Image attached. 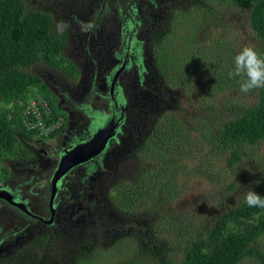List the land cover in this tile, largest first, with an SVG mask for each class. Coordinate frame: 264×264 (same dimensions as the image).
Instances as JSON below:
<instances>
[{
	"label": "trees",
	"instance_id": "16d2710c",
	"mask_svg": "<svg viewBox=\"0 0 264 264\" xmlns=\"http://www.w3.org/2000/svg\"><path fill=\"white\" fill-rule=\"evenodd\" d=\"M182 1L181 6L186 7L181 10L184 15L176 14L171 27L166 23L169 19L166 17L153 40L163 83L175 93L196 89L201 102H214L230 90H240L244 77L230 78L228 75L234 68L235 54H219L221 42L200 47L194 36L197 30L209 33L213 27L209 20L217 16L221 8L243 10L249 15L251 28L260 40L254 49L264 57V0ZM39 3V0H0V184H5L10 177L8 160L19 161L28 155L20 138L48 140L60 131L55 129L49 136L40 137L38 131L32 130L24 116L31 102L38 101L47 126H54L61 120L63 123L62 118L66 116L50 88L41 76L30 71L31 68L41 64L61 71L74 81L79 77V71L65 54L66 34L56 29V22L61 20L57 10L38 7ZM196 5L202 10L197 16H190L189 7ZM252 92H255L252 102L229 100L230 116L212 124L199 123L194 130L196 135L191 132V123L184 119L187 120L188 115L183 114L180 102L168 111L159 120L157 132L144 144V169L114 189L116 211L129 214L144 208L143 215L151 217L160 202L170 201L171 196L185 191L190 175L201 174L197 167L187 165L197 150L208 148L213 153H229L230 167L242 162L247 149L256 148V152L264 143V88ZM41 99L47 105L46 109L41 105ZM259 164L260 177L257 174L259 181L254 191L264 197V161ZM208 173L215 176L211 170ZM182 180L185 182L181 183ZM159 225L162 223L157 224L154 234L162 236ZM163 232L168 233L169 229L164 228ZM185 233L190 232L186 230ZM86 239L83 249L74 248L72 260L69 258L73 254L68 256L62 248L65 250L63 255L50 260L49 264H57V261L60 264H96L91 261L93 254L98 255L95 258L98 261L133 264V259L138 257L136 249L143 244L146 246L143 254L152 255L157 264H242L246 259H256L259 264H264V249L260 245L264 239V209L248 207L242 199L228 206L205 234L194 240L173 239L174 243L166 246L167 252L163 249L165 252L160 253L151 243L144 242L145 238L137 240L132 235L116 244L113 250L102 248L103 243L97 244L96 234H90ZM59 244L52 243V247ZM35 246L37 248V244ZM172 246L181 250L180 260L167 256ZM34 250L29 247L25 252Z\"/></svg>",
	"mask_w": 264,
	"mask_h": 264
},
{
	"label": "flooded vegetation",
	"instance_id": "af4514ba",
	"mask_svg": "<svg viewBox=\"0 0 264 264\" xmlns=\"http://www.w3.org/2000/svg\"><path fill=\"white\" fill-rule=\"evenodd\" d=\"M111 2L112 0L57 2L60 21L69 25L63 31L67 37L65 54L79 71V77L74 81L54 69H51L52 73L49 75L41 77L66 116L62 118V126L55 138L23 139L28 152L26 158L16 164L13 160L7 162L12 167V172L7 182L0 184V192H9L10 195L0 198L3 209L1 215H7L15 222L17 220L20 228L9 232L5 237L0 232V242L5 244L16 236L18 242L12 250L21 244L22 247L28 246L44 236L51 238L54 234L60 238L64 235V240H72L80 229L83 230V226L91 222L81 223V219H77L73 212L59 213V205L64 202L62 198L68 190L67 178L74 170L81 168H87L85 173L89 175L95 164H99L98 168L102 169L103 165L100 163L113 154L114 164L117 165L110 171L104 170L101 175L111 183V190L114 191L119 183L132 178L127 173L120 174L122 170L118 164L133 155V169L136 170L134 176L138 175L136 165L143 161L144 144L157 132L159 120L172 110V106L168 105L172 94L167 96L164 90L166 87L157 68L153 40L162 27L161 23L166 17H171V10L180 8L184 2L136 0V7L133 6L135 18L126 14L123 26L117 17L116 8L112 10ZM169 89L172 92L173 89ZM98 98L104 101L101 113L95 117L90 113L89 119L80 118V123L74 128L68 126L70 114L87 109L90 102ZM111 122L116 123V128L106 149L92 161L79 165L66 175L52 201L51 179L61 154L87 141L98 127ZM118 143L119 147H115ZM34 168L37 171L35 174L39 173L36 181L38 185L33 186L35 191L33 188L24 191L27 183H15L12 177L18 173L32 176ZM19 186L23 187L18 190ZM25 194L32 198L25 199ZM34 206L38 208L35 210ZM100 206L106 208L107 205L100 202ZM88 235H83V238L86 240Z\"/></svg>",
	"mask_w": 264,
	"mask_h": 264
},
{
	"label": "rangeland",
	"instance_id": "374dc122",
	"mask_svg": "<svg viewBox=\"0 0 264 264\" xmlns=\"http://www.w3.org/2000/svg\"><path fill=\"white\" fill-rule=\"evenodd\" d=\"M39 1L41 4L39 3L38 7L42 5L41 8H50L60 11L57 8V2H64L65 0ZM51 1L54 3L51 4ZM193 2H198V0H193ZM135 3L136 0H112L110 3L112 10L116 8L117 17L121 20L122 26L123 17L126 14L129 15L130 18H135L133 10V6L136 7ZM58 5L61 4L58 3ZM185 8V6H181L180 8L172 9L170 12L171 17L166 20V23L171 27V24L176 21L174 18L175 15H184L181 10ZM201 10V6L196 5L189 7L190 16H197ZM213 17V19L209 20L210 25L213 26L209 30V33L199 32L196 29L197 35H193L196 42L198 41L197 45L200 47L203 46V44L206 46L210 45L211 47L213 43L216 45L221 42V51L219 54L226 56L230 52L236 56L238 54L236 52H239L245 46L254 48L259 45L260 40L256 38L255 32L251 28L249 15L245 11L225 7L221 8L217 16L214 15ZM232 47H234V49ZM30 71L41 77L52 73L51 68L49 69L41 64L33 66ZM165 87L166 89L164 90L167 96L172 94L168 105L172 106L173 109V107L180 102L182 110H184L183 114L188 115V119H184L186 122L189 121L191 123V132L195 135L196 133L194 130L197 129L199 123L204 122L212 124L214 122H220L230 116L227 103L229 100L238 103L252 102L255 99V92L243 93L237 89L230 90L228 93L220 95L214 102L212 100L201 102L200 93L197 92L196 89L175 93L174 90L171 92L167 85H165ZM103 102L102 98L92 100L87 109L80 112L75 111L70 114L68 126H76L80 123V118L89 119L90 113H92L94 117L98 115V113H101L100 109L101 106H104ZM69 106L71 107V105ZM23 139L24 138H20L21 142L26 146ZM115 147H119V143L118 146ZM255 149H247V156H243L242 162L235 167H230L228 164L229 153L217 151L213 153L208 148L202 149L200 152L198 150L197 152L195 151L193 159L189 160L187 165L190 166V168L197 167L201 174L190 175L188 180H186L185 191L179 193L180 195L178 196H171L172 200L170 199V201L160 202L156 212L152 213L151 217H149L150 219L143 215L145 212L144 208L129 214L116 211L117 206L114 205L116 199L113 189L111 190V183L101 175L104 170L110 171L117 165L114 164L115 159H113V154L100 163L103 165L102 169L98 168L99 164H95L92 173L89 175L85 173V169L87 168L74 170L70 177L67 178L66 188L68 190L65 195H63L64 198H62V200L64 202H61L59 205V213L64 214L66 212H73L77 216V219H81V223L85 221L91 223L83 226V230L80 229L79 233L77 232L72 240H64V235L60 238V236L54 234L51 238L44 236L38 240L32 241L28 246L22 247L21 244L15 250L12 249L14 244L18 242L16 236L5 244L0 242V264H37L40 260V264H49L50 260L54 258L57 260L63 255L62 251L65 250H62V248L66 249L68 256L73 254L69 258L72 260L73 256H75V252L73 253V251L75 249H83L85 242H87V239L84 241L83 235H88L89 233L96 234V243H103L101 247L107 250H113L116 244L129 238L130 235L137 240H139V237L145 238L143 241L151 243L155 248L159 249L160 253L165 252L163 249L167 252L166 246L167 244H173V239H179L180 241H185L186 239L194 240L200 234H205L228 206L241 202L246 192L255 190L256 183L259 181L257 178V174L260 171L259 163L264 161V143L258 146L256 152ZM132 160L133 155L121 160L118 164L119 169L122 170L120 174L127 173V176L132 177L136 174V170L133 169ZM13 162H15V164L17 163V161L14 160ZM136 167L139 169L140 173L144 167L143 161H140ZM9 168L12 172V167ZM209 170L214 172L215 176L211 177V173H208ZM36 172L34 168L32 176H28L26 173L22 175L18 173L16 176L14 175V177H12V180L15 183H27L24 185V191L30 190L33 186L38 185L36 181L39 173L36 175ZM183 182H185V180L181 181V183ZM233 184L235 187L232 188ZM22 187L23 186H19L18 190ZM107 190H109L108 194ZM33 191H35L34 188ZM24 198L31 199L32 197L25 194ZM100 202L105 203L107 205L105 206L106 208L101 207ZM71 207L73 208L72 210ZM36 208H38V206H34L35 210ZM2 212V203H0V232L3 233V237H5L10 234L9 232L18 230L20 224L17 220L15 222L14 219L7 215H1ZM154 218L156 220H154ZM129 220H131L133 225ZM159 223H162V226L159 225L162 236L154 234L156 226ZM23 225L25 226L24 223ZM164 228H168L169 232H163ZM186 230L190 233L186 234ZM112 232H114L115 235H109ZM122 233L124 234L121 235ZM0 240H2V238ZM57 240L60 241L58 242L60 243L59 246L52 247V243H56ZM36 244L37 248L35 246ZM69 245L72 246V250H70ZM260 245H262L264 249V239L261 241ZM29 247L35 250L32 252H25ZM145 247L146 246L143 244L139 249H136L138 257L133 259V264H157L152 255L148 254V256H146L143 254ZM93 255H91L92 257L89 256V258L91 257V261L96 264H121V262L112 260H106V262H104L99 259L98 261V259H95L98 255ZM167 256L180 260L183 255L181 250L177 249V246H172ZM57 264H60V262L57 261ZM124 264L132 263L127 262ZM242 264H259V261L256 259H246Z\"/></svg>",
	"mask_w": 264,
	"mask_h": 264
},
{
	"label": "clouds",
	"instance_id": "9594fccd",
	"mask_svg": "<svg viewBox=\"0 0 264 264\" xmlns=\"http://www.w3.org/2000/svg\"><path fill=\"white\" fill-rule=\"evenodd\" d=\"M69 25L64 21H58L56 29L62 33ZM91 26L89 25L88 28ZM230 78L244 77L240 84V91L249 93L255 89L264 88V57L253 47H243L234 58V68L228 73ZM244 202L251 208L264 209V197L255 191L244 194Z\"/></svg>",
	"mask_w": 264,
	"mask_h": 264
},
{
	"label": "water",
	"instance_id": "95a60500",
	"mask_svg": "<svg viewBox=\"0 0 264 264\" xmlns=\"http://www.w3.org/2000/svg\"><path fill=\"white\" fill-rule=\"evenodd\" d=\"M115 128L116 123H105L92 133L90 139L81 144L75 145L61 154L58 167L51 179L53 192L52 201L55 199L59 186L62 183V179L66 175L79 165L92 161L106 149L107 144L115 132ZM6 195H10L9 192H0V198H5L7 197Z\"/></svg>",
	"mask_w": 264,
	"mask_h": 264
},
{
	"label": "built area",
	"instance_id": "2783aa9c",
	"mask_svg": "<svg viewBox=\"0 0 264 264\" xmlns=\"http://www.w3.org/2000/svg\"><path fill=\"white\" fill-rule=\"evenodd\" d=\"M41 105H43L44 109L47 108L45 102L41 99ZM46 114H49V111H46ZM25 119L28 121V125L32 130L38 131V135L40 137H47L49 136L55 129H60L62 126V120L59 123H56L54 126H47L44 122V114L41 113L40 105L38 101H33L27 107L26 111L24 112ZM32 118L34 120H32Z\"/></svg>",
	"mask_w": 264,
	"mask_h": 264
}]
</instances>
